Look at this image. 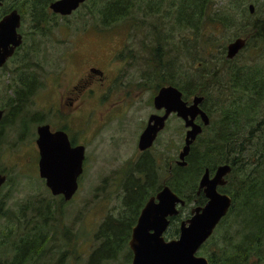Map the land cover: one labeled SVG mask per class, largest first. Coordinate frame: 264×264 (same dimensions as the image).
<instances>
[{
	"label": "rangeland",
	"instance_id": "obj_1",
	"mask_svg": "<svg viewBox=\"0 0 264 264\" xmlns=\"http://www.w3.org/2000/svg\"><path fill=\"white\" fill-rule=\"evenodd\" d=\"M140 2V9L135 8V14L109 26H102L101 17L95 12L87 19L81 13L82 20L72 24L69 34L58 18H49L38 25L39 34L35 30V37L26 36L24 45L13 57L8 69L0 72V106H5L7 101L6 110L10 112L16 105L13 90L18 88L11 80L19 72L26 74L30 70L32 75L29 77L35 79L34 93L20 105L16 114L9 113L7 119L2 120L0 174L6 175V180L0 188V206L7 212L4 216L0 213V264H20L14 260L18 251L14 243L19 245L32 240L36 253L21 264L94 263L89 259L101 242L100 238H95L100 224L110 216L127 214L123 200L128 185L139 176L132 168L143 153L137 147V140L148 115L156 112L152 99L158 91L157 86L170 84L171 81L181 85V77L193 74L198 62L207 64L210 69L218 65L217 61L219 65H225L219 59L221 50L225 47L226 53V45L236 38L232 34L239 30L225 33L224 28L205 19L193 30L178 24L170 0L161 2V12L148 8L154 0ZM227 2L215 0V6L219 8ZM164 6L166 11H163ZM86 38L91 42L87 43ZM117 42L121 44L115 46ZM116 47L124 48L121 53L130 51L133 55L131 59H124L120 70L117 69L118 64L107 67L119 74L109 90L108 98L99 97L100 103L95 100L96 106L93 101H87L97 96L98 90L93 86L95 93L84 102H77L71 108L63 100L60 106L59 95L70 88L83 71L85 66L80 64V60L85 54L112 53ZM243 48L236 54L239 55L238 60L253 58L252 49L243 51ZM163 68L166 71L164 80ZM104 89L103 95L108 92ZM221 90L229 91L226 88ZM193 95L188 99L191 100ZM258 112L260 118L261 110ZM33 113L42 117L44 122L56 123L57 120L58 124V118L52 119L56 113L68 127L70 139L73 136L76 143L85 147L84 170L78 180L79 190L73 199L60 202L38 175L35 138L36 126L40 123L32 122L30 115ZM217 115L218 112H215L214 116ZM208 133L209 130L205 129L203 135ZM184 134L183 121L173 113L146 153L153 160L160 186L169 177V166L178 157ZM254 142L259 140L255 139ZM251 145L248 153L244 152V155L247 154V172L257 164L259 155L256 150L259 144ZM187 173L189 184L192 175L189 171ZM140 177L145 180L142 174ZM46 207L52 211L53 219L48 218L41 227L43 219L37 217L39 215L35 212L37 209L42 212ZM18 213L20 219L15 218ZM187 213L188 210H185L182 214ZM241 224L240 213L226 214L205 243L202 253L197 254L207 257L214 244L223 245L228 238L232 243L237 241V229ZM65 229L68 231L65 232ZM123 251H127L126 246ZM250 256L248 264H262L257 261V254ZM102 264L113 263L109 260Z\"/></svg>",
	"mask_w": 264,
	"mask_h": 264
},
{
	"label": "trees",
	"instance_id": "obj_2",
	"mask_svg": "<svg viewBox=\"0 0 264 264\" xmlns=\"http://www.w3.org/2000/svg\"><path fill=\"white\" fill-rule=\"evenodd\" d=\"M162 1L154 0L148 8L161 12ZM170 2L175 11V20L182 26L196 30L200 22L205 19L210 24H218L221 29L224 28L225 33H230L233 29L239 30L232 34L233 38L244 36L246 44L243 51L252 49L253 58L239 61V55H236L227 59L223 47L219 59H222L224 66L219 65L217 61L218 65L215 64L216 67L210 69L207 64L198 62L193 74L181 77L183 79L181 85L174 81L170 82L171 85L182 90L184 99H188L192 94L203 95L201 107L210 118L212 116V120L191 145L186 156L187 164L185 166L173 164L172 168L168 169V179L164 180L162 185H168L180 198L190 203L194 198L197 173L203 165L230 163L232 169L229 173L228 189L233 199L228 213H240L242 224L237 229L239 233L237 241L232 243L231 238H228L224 240L223 245H213L207 256L209 264H248L252 253L257 254V261L264 264L262 258L264 255V0H228L219 8H216L215 0H170ZM140 3V0H98L95 13L101 17L102 26H109L122 21L121 19L126 16L135 14V8L140 9ZM250 3L255 6L252 14L248 8ZM164 8L163 11H166V6ZM170 66L173 67V63ZM162 75L164 80L165 68ZM161 86L163 85L157 86V90ZM22 87L20 86L17 92L18 111L28 95L27 91H31V87ZM222 88L229 91L224 92ZM213 94L217 96L213 97ZM215 112H218L217 116H214ZM205 129L209 130L207 135H203ZM255 139L259 142H254ZM253 143L259 144L256 149L259 155L257 164L247 172L245 161L247 154L244 155V152L248 153L249 146L251 147ZM148 150L141 151L143 153L132 170L137 171L138 177L142 174L147 180L145 188L147 192H156L161 186L157 184L158 177L153 160L146 156ZM140 164L142 167H139ZM187 171L192 175L189 184H187ZM128 186L126 198L123 200L127 214L108 217L100 224L95 238H100L101 242L92 253L91 262L104 263V260L108 262L109 259H115L130 239V227L138 211L136 203L140 200L142 204L146 198L143 194L135 196V191L140 190L138 183L132 182ZM197 199V205L205 201L202 195L197 196ZM44 211L45 208L42 212L39 209L35 212L36 215L43 217L42 226L47 223L48 218L53 219L51 210ZM6 212L0 206L2 216L6 215ZM15 218L20 219V213ZM175 221L176 235L179 226L177 219ZM67 231L68 229H65V232ZM170 233L171 231L167 232L168 237ZM14 246L18 249L14 256L16 263L21 264L36 253L34 240L24 241L19 245L14 243Z\"/></svg>",
	"mask_w": 264,
	"mask_h": 264
},
{
	"label": "water",
	"instance_id": "obj_3",
	"mask_svg": "<svg viewBox=\"0 0 264 264\" xmlns=\"http://www.w3.org/2000/svg\"><path fill=\"white\" fill-rule=\"evenodd\" d=\"M79 1L82 0H58L51 4V8L66 14L75 9ZM248 8L252 13L255 6L250 3ZM18 25L19 18L15 12L5 16L0 21V37L3 38L10 32L13 36L11 43L17 45L21 40V35L16 31ZM15 36L18 39H15ZM245 44L246 38H234L226 45L225 57L233 58ZM203 99L202 95L195 94L188 102L178 87L171 84L161 86L153 96L152 104L156 111L163 110V113L155 112L149 115L139 135L138 149L143 151L151 147L158 133L164 129L167 118L174 113L187 129L176 164H186L185 157L192 143L202 132V126H207L210 121L208 114L201 108ZM1 115L2 110L0 118ZM197 117L202 124L195 122ZM36 134L38 174L45 178V184L52 194H63L64 200H69L77 190V179L83 171L85 147L81 144L72 146L66 132L51 131L48 124L38 125ZM230 171L231 166L228 163L222 164L216 168L213 177L209 178V171L205 169L199 189L204 188L207 200L204 205L191 209L189 217L180 222L178 237L173 239L166 240L164 232L168 228L169 217L178 214V207L184 205V200L168 185H163L150 197L141 209L128 241L133 252L132 264H208L207 257L196 253L212 235L232 204L231 196L216 190L218 184L226 183L224 176ZM5 180L6 175L0 174V187Z\"/></svg>",
	"mask_w": 264,
	"mask_h": 264
},
{
	"label": "flooded vegetation",
	"instance_id": "obj_4",
	"mask_svg": "<svg viewBox=\"0 0 264 264\" xmlns=\"http://www.w3.org/2000/svg\"><path fill=\"white\" fill-rule=\"evenodd\" d=\"M55 1H58V0H0V21L5 16L9 15L10 13L15 12L19 18V25H18V27H16V31H17V33H19L21 35V40L17 45H13L11 43L13 36L10 32H8L3 38L0 37V44L2 42V45L0 46V60L2 62V64L0 65V72L3 71V69H6V70L8 69L9 64L11 63L13 57L17 54V52L24 45L26 36L35 37V30H37L38 34L40 33V31H38V25L39 24H44L49 18L56 17L63 23L62 28H66L67 29L66 33L69 34L70 30L73 27L72 24L81 21L82 15L85 19H87L90 15L93 16L92 14L96 11V6L98 5V0H82V1H79L78 5L76 6L75 9H72L69 13L62 14L60 12H56V11L52 10L51 4ZM81 13H82V15H81ZM103 35H105V34L103 33ZM115 38H117V37H115ZM15 39H18V37L15 36ZM97 39H100V38H97ZM107 39H109V38H107ZM85 40L87 43L91 42V40L88 38H86ZM3 41H5L4 43H6L7 41L8 42L6 44H4ZM84 44H83V46H84ZM114 44H115V46H117L121 43L117 42ZM86 46H87V44H86ZM10 47H12L13 49H10ZM87 48H89V47L87 46ZM123 50H124L123 47H121V48L116 47L112 53L108 52V53L101 54L98 52H90L88 54H85L86 56L81 55V56H85V57L80 60V64L83 67L84 66L85 67H84L83 71L76 77L75 82L72 84V86L70 88L66 89V91L64 93L63 92L60 93L59 98H58L60 106H61V102H63V100L66 101L67 104L71 108H72L73 104H75L77 102H80V101L84 102L85 100L88 99L89 96H92L95 93V89L93 88V86H95L98 90L97 96L93 97L87 101H93L94 105L96 106L95 100H98V102L100 103L99 97L108 98L109 90L113 86V84H114L115 80L117 79V77L119 76V74L116 75V73H113L112 70H110V69L108 70L107 67H111V66L118 64L119 68H117V69L120 70L121 67L124 65V59H129V58L131 59L132 53L130 51H128L127 53H124V52L121 53V51H123ZM31 75H32L31 70L26 74L24 72H19L18 76L15 79H13V81L11 80L13 85L18 87L17 89L13 90V98L16 101V105L15 104L13 105V109L11 110V112L9 110H6V108L8 106L7 101H6L5 106H0V110H2V115L0 118V123H1L0 133L2 131V120L7 119L9 113H11L13 115V114H16L18 112V102H17L18 94H17V92H18V89L20 88V86L31 87V91L30 92L27 91L28 95L25 97V100L23 102H25L34 93L35 82H33V81H35V79L29 77ZM104 79H107V81H104ZM166 85H170V84H166ZM102 89L108 90V92L105 95H103V93H105V92ZM185 100H187V99H185ZM188 102H190L189 99H188ZM76 107H77V105L74 106L73 109H75ZM95 109H97V108H95ZM88 111H92V110H88ZM156 113L162 114L163 110H158V111H156ZM34 114H36V113H33L30 115V119L32 120V122L40 123L38 125L48 124L50 126L51 131L63 130L68 135V133H69L68 127L60 121V118L56 115V113L52 116V119L58 118V124H57V120H56V123L44 122L42 120V117L41 118L35 117ZM150 114H152V113H150ZM149 115H148V117H149ZM208 116H209V114H208ZM148 117H147V119H148ZM23 118H25V117H22V119ZM168 118L166 120V123L168 121ZM195 122L202 124L199 117H197L195 119ZM146 123H147V121H146ZM209 123H210V121H209ZM204 127L205 126H202V132L204 130ZM186 130L187 129L185 128V132H186ZM160 132L158 133L157 137L159 136ZM184 136H185V134H184ZM198 136L196 137V139L198 138ZM36 137H37V134H36ZM68 138H69L70 144L72 146L79 144L78 142L77 143L75 142V140H74L75 138L73 136H72V140L70 139L69 136H68ZM156 139L154 140V142L156 141ZM196 139L194 140V142L196 141ZM138 140H139V136H138ZM138 140H137V144H138ZM183 143H184V138H183ZM36 147H37V145H36ZM151 147H149L148 149H150ZM37 151H38V149H37ZM38 158H39V154H38ZM177 159H178V157H177ZM176 160L174 162L175 165H177ZM185 161H186V157H185ZM83 163H84V161H83ZM186 164H187V161H186ZM186 164L178 165V166H185ZM221 164L222 163H216L215 165H213V164L205 165L204 164L203 167L198 171V173H197L198 178L196 181V189L194 190V194H193L194 198L191 201L192 203H188V201H186L184 199V205L178 207V210H179L178 214L169 217L170 222H169L167 230L164 232V237L166 240L178 237L179 232H177L176 235L174 234V226L176 225L175 219H177L178 226H180V222L182 220L186 219L187 217H189L191 209L195 206H198L197 205V203H198L197 196L202 195L205 198L204 203L199 204V205L205 204L207 198H206V195L203 191L204 188L199 189V183H200L201 177L205 173V169H208L209 178H212L214 173H215L216 168ZM228 164L230 165V163H228ZM171 168H172V166H169V169H171ZM37 169H38V166H37ZM231 169H232V166H231ZM83 170H84V168H83ZM80 176H82V173L79 175L77 181L79 180ZM40 178H42L44 180V183H45V178H43V177H40ZM224 179L227 180L226 183H224L222 185L218 184L216 186V190L219 193L228 194L233 199V196L229 192V189H228L229 174L225 175ZM134 182L138 183L139 188H140V190L135 191L136 192L135 196L143 194L144 197L146 198V200L144 202H142V204H141L140 200H138L136 203L138 211H137V215L134 219V223L130 227L131 231H132V227L136 224L137 218H138L140 211L143 208L144 204L147 202V200L150 197L154 196L158 191L157 190L156 192H152V191L147 192L145 189L146 188V180H142L141 177H138L137 180ZM164 185H166V184H164ZM45 186H46V184H45ZM78 187H77V190H79ZM48 190L51 193L49 188H48ZM77 190L74 192V194L72 195V197L70 199H73V197L78 192ZM52 195L55 197L58 196L60 200H64L63 194H55V195L52 194ZM133 198H135V197H133ZM64 201H68V200H64ZM46 206L49 207L48 205H46ZM47 207L45 208V211L46 210L49 211V209ZM185 210H188V213L186 215H183L182 213ZM181 216H183V217H181ZM37 217H40L43 219V217L40 215ZM172 218H175V219H172ZM220 222H221V220H220ZM41 227H42V225H41ZM40 229H42V228H40ZM131 231H130V235H131ZM169 231H171V233H170V236L168 237L167 232H169ZM43 235H45V234H43ZM209 238L203 244H205L209 240ZM98 244H97V246H98ZM203 244L201 245V247L199 248L197 253H200V254L202 253ZM125 246L127 247V251L121 250V252L118 254V256L115 259H109V260H112L113 264H132L133 252L129 248L128 242L125 243ZM96 247L94 248L93 252L97 249ZM92 253H91V255H92ZM90 258H91V256H90ZM207 259H208V257H207ZM89 261H90V259H89ZM106 262H107V260H104V263H106ZM68 264H71V263H68ZM89 264H102V263L96 262V263H89ZM208 264H209V260H208ZM256 264H259V263H256Z\"/></svg>",
	"mask_w": 264,
	"mask_h": 264
},
{
	"label": "bare ground",
	"instance_id": "obj_5",
	"mask_svg": "<svg viewBox=\"0 0 264 264\" xmlns=\"http://www.w3.org/2000/svg\"><path fill=\"white\" fill-rule=\"evenodd\" d=\"M203 96V95H202ZM204 97V96H203ZM210 118V117H209ZM210 122H211V118H210ZM227 164V163H226Z\"/></svg>",
	"mask_w": 264,
	"mask_h": 264
}]
</instances>
